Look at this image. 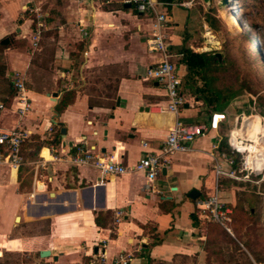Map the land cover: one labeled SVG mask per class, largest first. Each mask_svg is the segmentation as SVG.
I'll use <instances>...</instances> for the list:
<instances>
[{
    "label": "crops",
    "instance_id": "crops-1",
    "mask_svg": "<svg viewBox=\"0 0 264 264\" xmlns=\"http://www.w3.org/2000/svg\"><path fill=\"white\" fill-rule=\"evenodd\" d=\"M152 1L157 12L168 14L165 31L182 80L189 74L181 62L183 49L222 58L219 41L197 7L205 9L208 2L191 0L184 8ZM154 18L122 0H0V40L14 41L13 47L0 52L4 78L11 81L19 75L26 84L35 69L53 78L50 89H26L30 109L23 116L17 113L15 96L0 115V126L28 131V139L58 141L56 154L63 157L85 142L127 168L146 152L158 153L176 116L161 111L167 103L165 91L147 79L148 69L160 60L147 49ZM36 51L53 55L49 68L34 62ZM75 51L82 56L79 63ZM97 80L107 83L103 88L108 94L91 88ZM68 91L71 101L58 112ZM195 91L183 82L185 104L179 118L188 124L197 122L206 102ZM238 97L223 110L208 106L207 123L215 112H224L227 120L197 139L189 151L171 156L153 181L130 171L102 183L93 167L54 161L49 143L37 160L23 156L27 164L19 169L0 166V257L11 251L32 255L36 264H91L93 255L103 252L111 264L124 252L131 257L128 264H154L200 252L204 219L197 202L204 192L214 194L212 154L218 156L217 144L222 151L234 126ZM29 168L34 172L32 183L23 190L19 176ZM192 190L200 192L196 200L189 197ZM219 195L221 199L220 186ZM45 251L50 254L42 256Z\"/></svg>",
    "mask_w": 264,
    "mask_h": 264
},
{
    "label": "rangeland",
    "instance_id": "rangeland-1",
    "mask_svg": "<svg viewBox=\"0 0 264 264\" xmlns=\"http://www.w3.org/2000/svg\"><path fill=\"white\" fill-rule=\"evenodd\" d=\"M190 1L180 0L179 6L186 8L183 4ZM205 6V9L200 5L197 7L201 15L207 13L214 19V27L208 26L219 41L216 46L222 53L224 70L219 73L218 87H230L233 91L243 92L234 104L235 112L241 107L244 109L245 104L253 99L256 104L253 106L255 112L252 113L264 117V0H238V14L231 11L228 4L223 6L220 0H210ZM77 50L82 52L83 48L79 46ZM79 51L74 53L77 63L82 60ZM52 57V54L41 55L40 51H36L34 62L39 67L49 68ZM0 63L4 64L2 55ZM42 74L35 69L30 81L25 84L26 89H50L53 78ZM90 81L93 82V79ZM97 83L90 85L98 90L97 94L109 93L103 88L107 83H99V80ZM9 91V81L0 76V99H7ZM35 138L37 136L27 146L30 155H34L39 144L44 142ZM35 157L37 160L38 156ZM29 169L22 170L19 176L23 190L32 183L34 172L33 168ZM220 192L222 201L233 208L231 233L215 223L201 221L203 238L200 252L190 256L179 255L170 262L154 264H264V175L255 178L254 182L224 179L220 184ZM211 193V190L204 192L202 199L209 198ZM0 264L36 262L28 253L4 251Z\"/></svg>",
    "mask_w": 264,
    "mask_h": 264
},
{
    "label": "built area",
    "instance_id": "built-area-1",
    "mask_svg": "<svg viewBox=\"0 0 264 264\" xmlns=\"http://www.w3.org/2000/svg\"><path fill=\"white\" fill-rule=\"evenodd\" d=\"M80 3H94L98 0H77ZM228 0V5L229 4ZM124 4L134 6L141 14H154L153 30L147 41V49L151 53L160 55V60L147 71V79L157 82L165 91L167 103L161 109L162 112L176 116L169 133L158 153L146 152L145 155L132 167L121 165L114 156H105L96 152V149L85 146L82 143L75 153L58 156L54 144H50L53 152V160L66 161L75 166H89L95 168L101 182L106 178L121 176L127 172H141L149 181L155 180L165 166L168 159L176 153L190 150L191 145L200 137L210 131H217L227 115L224 112H215L211 115L208 124H188L179 118L181 109L185 104L182 94L183 80L178 73L173 60L171 44L168 41L166 27L169 22L168 14L157 12V4L152 0H122ZM189 6L190 3H184ZM38 44V36L34 38V46ZM17 91L16 98L19 102L17 113L20 116L30 109V103L26 96V87L23 79L16 75L13 78ZM7 110V105L0 102V115ZM255 112V109L254 111ZM255 116L260 120L259 130L246 127L245 124ZM31 136V133L19 128L4 129L0 126V166L5 165L13 169H19L26 165L23 158V145ZM227 143L233 156L220 150V145L214 146L218 150V156L212 154L216 175V187L214 194L207 199L197 202L199 216L204 220L215 223L226 232L231 233L233 221V209L220 199V179H232L243 182H254L255 178L264 175V117L251 113L241 114L235 117L234 126L229 130ZM66 158V160H65ZM121 216L122 213H117ZM131 257L120 253L111 264H128ZM91 264H108L103 252L93 255Z\"/></svg>",
    "mask_w": 264,
    "mask_h": 264
},
{
    "label": "trees",
    "instance_id": "trees-1",
    "mask_svg": "<svg viewBox=\"0 0 264 264\" xmlns=\"http://www.w3.org/2000/svg\"><path fill=\"white\" fill-rule=\"evenodd\" d=\"M160 2H165L167 4H173L176 3L179 5L180 0H158ZM206 22L208 25L213 28L214 27V19L210 14H205ZM14 46V41L9 38H3L0 40V52H3L5 49H8L10 47ZM182 52V60L181 62L185 64L188 67V79L183 80L184 85L192 92V90L196 89V94L204 97L205 101L204 106L201 108L198 120L194 124H208L206 117L209 114L208 106L212 107L213 109L217 110H223L226 107H228L232 99L235 97L241 95L242 91H233L230 87L227 89H220L217 85V80L219 73L224 70L223 63L220 62L219 58L211 53H195L188 49H183ZM6 74V66L5 64L0 63V76H5ZM9 97L7 99L3 100V103L9 106L11 104L12 99L16 96V89L14 87V81H9ZM72 91H68L64 94V97L62 98L61 102L59 103L57 107L58 112H62L64 108L68 105L69 101H71V97L69 95ZM254 104L256 102L253 99H250L246 104L245 108L238 109L235 113L237 115L241 114H251L254 111ZM236 110V109H235ZM236 115V116H237ZM35 136H32V138L27 139L23 145V156L26 157L29 160H36L35 156H38L41 149L47 144H58L59 142H41L39 144L38 150L34 153V155H30L27 150L28 143L31 142V140ZM36 140L40 141V138H35ZM34 139V140H35ZM222 151L227 153L228 156H233L231 149L227 143V140H224L221 145ZM44 155L47 156V152H44ZM33 158H32V157ZM38 159V158H37ZM233 209V208H232ZM192 220L194 224L197 225V218L192 215Z\"/></svg>",
    "mask_w": 264,
    "mask_h": 264
},
{
    "label": "bare ground",
    "instance_id": "bare-ground-1",
    "mask_svg": "<svg viewBox=\"0 0 264 264\" xmlns=\"http://www.w3.org/2000/svg\"><path fill=\"white\" fill-rule=\"evenodd\" d=\"M229 8H231L230 10L233 12H236L237 14L239 13V7L238 5V0H230L229 1ZM260 118L258 116H255L251 121L247 122L245 124L246 127H251L254 130H259L260 128ZM13 173H16V171L14 170Z\"/></svg>",
    "mask_w": 264,
    "mask_h": 264
},
{
    "label": "water",
    "instance_id": "water-1",
    "mask_svg": "<svg viewBox=\"0 0 264 264\" xmlns=\"http://www.w3.org/2000/svg\"><path fill=\"white\" fill-rule=\"evenodd\" d=\"M204 2H210V0H203ZM221 4L223 6H226L228 4V0H220ZM216 56L220 59L221 58V55L220 54H216ZM60 126H63L62 123H60ZM62 133H65V129L62 128ZM200 195V192L196 191V190H192L190 193H189V197L193 200H196ZM18 220V218H17ZM50 253L48 251H45V252H42V256H48Z\"/></svg>",
    "mask_w": 264,
    "mask_h": 264
}]
</instances>
